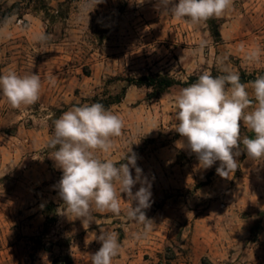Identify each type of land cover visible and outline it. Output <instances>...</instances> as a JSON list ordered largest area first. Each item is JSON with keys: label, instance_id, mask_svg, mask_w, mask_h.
Wrapping results in <instances>:
<instances>
[{"label": "rangeland", "instance_id": "374dc122", "mask_svg": "<svg viewBox=\"0 0 264 264\" xmlns=\"http://www.w3.org/2000/svg\"><path fill=\"white\" fill-rule=\"evenodd\" d=\"M17 2L26 9L0 26V74L37 73L42 88L35 105L19 110L0 98V264H53L61 255L90 264L101 246L92 240L99 226L85 229L80 219L57 214L62 171L46 144L53 120L70 107L117 97L106 108L124 127L107 158L120 160L130 148L137 154L151 183L145 212L153 227L143 235V225L123 211L94 212L100 226L118 233L121 249L111 264H264V164L242 153L235 172L222 178L219 161L201 168L177 146L179 133L167 130L177 123L174 97L203 72L223 75L224 66L239 77L264 75V0H233L217 18L220 40L208 20L161 14L157 0H0V8ZM156 75L176 83L160 95L130 84ZM245 135L252 133L241 121ZM117 195L122 210L135 203L118 185Z\"/></svg>", "mask_w": 264, "mask_h": 264}, {"label": "clouds", "instance_id": "9594fccd", "mask_svg": "<svg viewBox=\"0 0 264 264\" xmlns=\"http://www.w3.org/2000/svg\"><path fill=\"white\" fill-rule=\"evenodd\" d=\"M100 2L102 0H95V5ZM144 2L136 0L137 4ZM232 3L233 0H157L154 8L161 14L187 18L195 24L220 18ZM37 39L46 37L41 35ZM220 71L225 74L213 76L205 71L195 82L180 89L174 97L177 123L167 130L179 133L183 139L177 141V146L195 154L201 168L206 170L219 161L216 173L230 178V173L238 167L235 157L242 153H246L253 164H264V75L249 82L250 95L239 74L224 66ZM41 88V77L37 73L20 75L9 70L0 74V98L13 109L35 105ZM41 108L43 110V106ZM241 121L253 136L241 137ZM53 126V135L46 147L53 149L49 157L62 171L54 185L63 202L57 214L80 219L85 229L95 221L99 234L94 233L92 240L101 246L90 254L89 262L111 264L121 249L118 233L100 226L93 213H112L120 217L123 211L125 219L143 225V235H147L153 227V221L145 212L152 203L151 183L143 176L142 168L137 165V154L131 148L120 160L107 158L113 146L112 138L121 136L124 124L119 115L102 103L74 105L54 119ZM97 151L105 157L101 159ZM137 183L140 187L133 192ZM117 185L120 195L125 193L127 199L135 202L127 209L121 208ZM135 238L142 236L137 233Z\"/></svg>", "mask_w": 264, "mask_h": 264}, {"label": "trees", "instance_id": "16d2710c", "mask_svg": "<svg viewBox=\"0 0 264 264\" xmlns=\"http://www.w3.org/2000/svg\"><path fill=\"white\" fill-rule=\"evenodd\" d=\"M24 9H26L25 4H22L21 2H17L14 5H12L10 8L3 9L0 8V26L8 21L11 17L14 15L20 14ZM212 31L214 33V36L216 39L220 40L221 39V32L219 29V23L217 21V18H212L208 20ZM255 78L251 76H241L240 80L242 83L246 84L249 83L250 81H253ZM196 79H193L192 82H195ZM176 81L172 79L169 76L165 75H156V76H144L139 79H131L130 84L131 85H137V86H146L149 88H152L154 91V95H160L173 87L175 85ZM122 97H117L107 103H102L105 107L108 105H112L115 103L121 102ZM254 134L252 133L251 136ZM250 136V137H251ZM52 207V206H50ZM53 264H74V259L71 256L68 255H61L57 258L54 259Z\"/></svg>", "mask_w": 264, "mask_h": 264}, {"label": "crops", "instance_id": "0c3cea01", "mask_svg": "<svg viewBox=\"0 0 264 264\" xmlns=\"http://www.w3.org/2000/svg\"><path fill=\"white\" fill-rule=\"evenodd\" d=\"M77 262V261H76Z\"/></svg>", "mask_w": 264, "mask_h": 264}]
</instances>
